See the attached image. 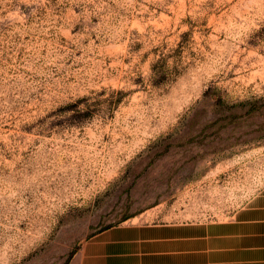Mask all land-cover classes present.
Segmentation results:
<instances>
[{
    "label": "rangeland",
    "instance_id": "374dc122",
    "mask_svg": "<svg viewBox=\"0 0 264 264\" xmlns=\"http://www.w3.org/2000/svg\"><path fill=\"white\" fill-rule=\"evenodd\" d=\"M262 188L264 0H0V264Z\"/></svg>",
    "mask_w": 264,
    "mask_h": 264
},
{
    "label": "crops",
    "instance_id": "0c3cea01",
    "mask_svg": "<svg viewBox=\"0 0 264 264\" xmlns=\"http://www.w3.org/2000/svg\"><path fill=\"white\" fill-rule=\"evenodd\" d=\"M70 264H264V188L222 220L127 219L95 233Z\"/></svg>",
    "mask_w": 264,
    "mask_h": 264
}]
</instances>
